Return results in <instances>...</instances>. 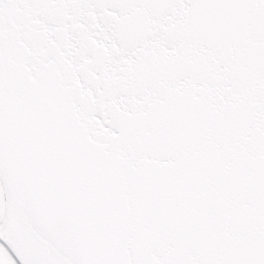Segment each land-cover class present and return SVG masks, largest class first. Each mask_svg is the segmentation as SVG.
Listing matches in <instances>:
<instances>
[{
    "label": "snow or ice",
    "instance_id": "snow-or-ice-1",
    "mask_svg": "<svg viewBox=\"0 0 264 264\" xmlns=\"http://www.w3.org/2000/svg\"><path fill=\"white\" fill-rule=\"evenodd\" d=\"M0 264H264V0H0Z\"/></svg>",
    "mask_w": 264,
    "mask_h": 264
}]
</instances>
